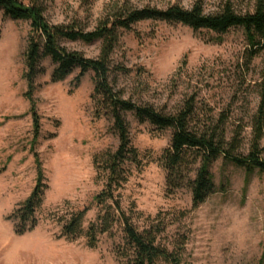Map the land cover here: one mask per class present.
Here are the masks:
<instances>
[{
  "label": "rangeland",
  "instance_id": "374dc122",
  "mask_svg": "<svg viewBox=\"0 0 264 264\" xmlns=\"http://www.w3.org/2000/svg\"><path fill=\"white\" fill-rule=\"evenodd\" d=\"M125 1L45 0L44 7L52 24L75 23L91 31L117 2ZM129 1L136 8L180 4L190 9L196 0ZM203 1L206 13L214 14L229 0ZM230 1L238 11H245L251 0ZM29 33V23L0 13V264H119L116 249L123 240L118 227L111 235L101 236L96 248H90L84 236L71 241L62 233L71 212L90 208L85 229L99 212L94 197L106 185L102 161L105 153L119 146L112 120L96 117L92 72L79 85L75 82L78 71L54 83V66L47 59L45 73L36 80L41 135L33 144L23 79ZM63 46L97 58L101 43L63 42ZM113 62L130 70L112 75L126 100L175 114L185 99L196 95L217 116L222 111L231 113L230 130L239 125L245 128L247 152L252 118L264 87V50L250 60L242 30H232L220 39L181 25L143 22L131 31H121ZM127 120L142 164L127 165L128 181L119 192L124 212L141 214L142 218H135L141 224L147 217L164 220L168 228L163 243L172 248L177 240L185 241L182 264H264V174L248 175L220 159L211 170L218 192L194 208L189 189L167 192L160 158L172 131H157L129 114ZM35 154L48 188L37 213V227L19 236L8 217L36 186Z\"/></svg>",
  "mask_w": 264,
  "mask_h": 264
},
{
  "label": "trees",
  "instance_id": "16d2710c",
  "mask_svg": "<svg viewBox=\"0 0 264 264\" xmlns=\"http://www.w3.org/2000/svg\"><path fill=\"white\" fill-rule=\"evenodd\" d=\"M45 0H0V13L13 21L27 22L30 33L24 53L23 79L27 89L24 98L29 102V113L33 121V144L41 135V118L34 98L36 80L45 73L43 62L49 60L54 66L51 81L63 82L75 71L77 85L90 72L94 74V89L91 101L96 117L112 120V129L119 140L115 152L104 155L102 165L106 173L104 189L94 197L99 212L87 229L84 222L90 208L71 212L62 227L63 236L75 241L84 236L90 248H96L99 238L111 235L118 227L122 233V244L116 249L119 264H182L185 241L177 240L170 248L163 243L168 226L159 217H147L139 223L141 214L128 216L121 206L119 192L127 183V165L139 167L141 154L130 137L127 115L140 124H148L157 131H172L169 146L163 150L160 161L166 172V187L169 194L180 189H189L194 208L203 205L218 192L211 172L220 159L244 169L248 175L258 171L264 174V87L260 102L252 118V139L244 152L243 133L239 125L230 130L231 113L204 106L193 95L184 100L175 113L159 111L147 103H135L124 98L112 81L114 74H128L129 69L115 65L113 54L121 31H131L143 22H163L181 25L194 32L206 31L221 39L230 31H243L252 60L264 50V0H251L248 9L238 11L230 0L214 14L206 13L204 1L196 0L190 9L180 4L166 9L152 7L136 8L129 0L117 2L111 11L91 31L77 24H52L46 17ZM63 42H82L87 45L100 42L97 58H88L83 52L70 50ZM36 186L31 195L8 217L14 222L17 235L22 236L38 225L37 213L44 202L48 188L39 156Z\"/></svg>",
  "mask_w": 264,
  "mask_h": 264
}]
</instances>
